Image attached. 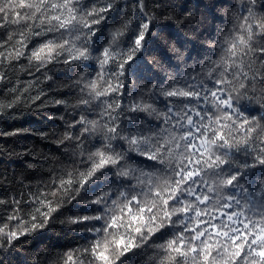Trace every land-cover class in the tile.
<instances>
[{
    "label": "snow or ice",
    "instance_id": "1",
    "mask_svg": "<svg viewBox=\"0 0 264 264\" xmlns=\"http://www.w3.org/2000/svg\"><path fill=\"white\" fill-rule=\"evenodd\" d=\"M148 8L0 0V29L16 26L0 38V119L56 108L63 130L32 134L64 157L44 154L55 163L35 191L0 171V254L60 221L76 246L32 264H264V181L245 182L264 175V0H228L193 63L187 44L159 36L175 66L147 56L163 76L130 95L128 68L158 35Z\"/></svg>",
    "mask_w": 264,
    "mask_h": 264
},
{
    "label": "trees",
    "instance_id": "2",
    "mask_svg": "<svg viewBox=\"0 0 264 264\" xmlns=\"http://www.w3.org/2000/svg\"><path fill=\"white\" fill-rule=\"evenodd\" d=\"M146 2L149 4V8L146 10L155 13L159 17L155 28V32L158 35L152 37L147 53L142 54V57L137 59L136 63L132 65L133 73L142 69L147 64L146 57L152 54H155L162 63L175 66V61L170 59L171 54L168 52V44L160 40L159 36H163L169 43H176L178 46L187 44L191 55L195 54V58L189 61V63L203 58L206 45L202 42L216 35V33L211 35L208 33L207 25L210 17L205 7L208 0H146ZM218 3L219 7L222 8L227 5L228 0H218ZM169 5H174V7H169ZM170 13L173 18L171 20L165 19L164 17ZM222 15L223 13L220 11L216 13L217 17ZM188 16H191L195 20V23L184 19ZM177 21H183V23H177ZM225 22H227L226 17ZM216 23L220 28L225 27V23H222L220 19L216 20ZM227 26L230 28L231 24H227ZM15 27L12 26L7 31H12ZM7 31L0 29V38H6ZM185 33L190 34L186 36ZM21 62L26 63V61ZM57 75L59 78H62L61 73ZM153 76H163V73H157V70H154ZM20 78L25 80L30 79V77L24 75H21ZM128 90L129 92L131 91L130 84H128ZM2 92L3 89H0V93ZM50 95L54 94L50 93ZM9 111H15L18 120L16 118L0 119V129L10 131V127L13 130L16 128H26L31 133L29 132L18 137L0 138V143L4 149L3 152H0V171L7 172L13 177L22 174L25 178L24 182L30 186L32 191H35L38 184L50 179L51 174L47 171V168L50 164L55 163L51 159H44V154L58 157L59 160H64V157L62 149L52 143L50 139H41L33 135L32 132L35 130L47 131L53 128H58L62 131L63 123L52 119L53 115L61 113L56 108L40 109L36 106H33L31 109L21 110L17 108ZM27 148H31L33 152H40L41 155H33L26 151ZM249 181L253 184L254 188L258 187L255 174L250 176ZM10 187L12 186L6 185L5 190ZM74 246H76V242L70 233L65 234V232L58 231L50 234L49 231H44L24 240L15 249L0 254V264H32L37 259L46 258L49 251H64ZM134 260L135 257H130L128 264H134Z\"/></svg>",
    "mask_w": 264,
    "mask_h": 264
},
{
    "label": "clouds",
    "instance_id": "3",
    "mask_svg": "<svg viewBox=\"0 0 264 264\" xmlns=\"http://www.w3.org/2000/svg\"><path fill=\"white\" fill-rule=\"evenodd\" d=\"M237 2H239V0H237ZM205 7L208 10V16L210 17V19L208 20V33L209 35L211 34H215L216 33V28H217V23L216 20L219 19V17L216 16V13L219 12V3L218 0H208V2L205 4ZM227 23V22H225ZM115 26H110L107 29L108 33H111L114 30ZM131 28V25H127L126 27L122 28L120 31V36L124 37L126 32ZM134 40V38H133ZM121 47H123V45H121ZM192 58H195V54H192ZM192 61V60H189ZM132 65H130V67L128 68V80L131 81V83H129L131 85V91H130V95L132 94H136L139 90H140V86H143L145 84H147L148 79L153 78V72L154 70H156L154 67L151 66V61L149 60L147 62L146 65L143 66L142 69L137 70L136 73L132 72ZM153 82H155L153 80ZM252 175V173L249 174L247 181H249L250 176ZM256 181L258 183V185L264 181V175H256ZM67 228V225L61 224L60 221H53L52 226L49 228V233L53 234L56 232H64ZM5 252H7V250H5ZM144 260L145 257L142 256H136L135 260H134V264H144Z\"/></svg>",
    "mask_w": 264,
    "mask_h": 264
},
{
    "label": "bare ground",
    "instance_id": "4",
    "mask_svg": "<svg viewBox=\"0 0 264 264\" xmlns=\"http://www.w3.org/2000/svg\"><path fill=\"white\" fill-rule=\"evenodd\" d=\"M19 117H20V116H19ZM19 117H18V118H19ZM16 119H17V118H16ZM17 120H18V119H17ZM21 121H22V120H21ZM8 122H9V121H8ZM19 122H20V121H19ZM27 123H28V122H27ZM32 123H33V122H32ZM16 124H17V123H16ZM18 125H19V124H18ZM7 126H8V124H7ZM5 127H6V126H5ZM16 127H17V126H16ZM22 127H23V126H22ZM26 127H28V126H26ZM30 127H31V126H30ZM33 127H34V126H33ZM12 128H13V127H12ZM14 129H15V128H14ZM11 130H13V129H11V127H10V131H11ZM8 131H9V130H8ZM30 133H31V132H30ZM1 142H2V141H1ZM0 145H1V143H0ZM6 149H7V148H6Z\"/></svg>",
    "mask_w": 264,
    "mask_h": 264
}]
</instances>
